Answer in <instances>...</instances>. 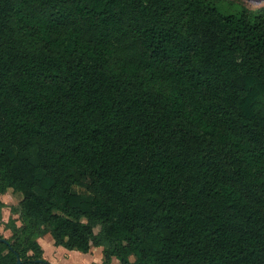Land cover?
Instances as JSON below:
<instances>
[{
    "label": "trees",
    "instance_id": "obj_1",
    "mask_svg": "<svg viewBox=\"0 0 264 264\" xmlns=\"http://www.w3.org/2000/svg\"><path fill=\"white\" fill-rule=\"evenodd\" d=\"M8 190L0 264H52L47 233L102 247L92 264H264V18L221 0H0Z\"/></svg>",
    "mask_w": 264,
    "mask_h": 264
},
{
    "label": "rangeland",
    "instance_id": "obj_2",
    "mask_svg": "<svg viewBox=\"0 0 264 264\" xmlns=\"http://www.w3.org/2000/svg\"><path fill=\"white\" fill-rule=\"evenodd\" d=\"M221 1L224 4L233 5L235 7L245 10L248 13L258 14L259 17L264 18V0H221ZM76 190L79 193L84 192L83 188L76 187ZM21 199H22V195L20 193L13 192L12 190H8L7 192L0 195V200L3 203V206L0 207V212L2 217V221L0 222V236H3L5 238L10 237L11 232L7 230L6 224L11 217L17 220L18 214L16 213V211L19 210V202ZM83 221L85 220L83 219ZM17 224L19 225V222H17ZM94 231L95 233H98L99 226H96L94 228ZM46 242L47 241H45V243ZM80 254L82 253L78 251H69V253L65 257H63L61 253L56 252L53 255V257L57 259L60 262V264H79L82 261V259H84L87 262L91 260L92 257H95L97 255V253L95 252L93 254H90L89 257L82 258V256H79ZM50 255L51 253L47 251V258L51 257ZM131 258L134 259L133 256Z\"/></svg>",
    "mask_w": 264,
    "mask_h": 264
},
{
    "label": "crops",
    "instance_id": "obj_3",
    "mask_svg": "<svg viewBox=\"0 0 264 264\" xmlns=\"http://www.w3.org/2000/svg\"><path fill=\"white\" fill-rule=\"evenodd\" d=\"M50 236V238H49ZM38 243L40 244L42 250H43V257L44 259H46L48 262L52 263V264H60V262L55 259L53 257V255L56 253V252H59L61 253V255L63 257H65L68 253H69V250H66L65 248L61 247V246H56L54 244V241L51 237V235L49 233L43 235L42 237L38 238ZM45 241H47L45 243ZM45 243V245H44ZM47 247V249H46ZM47 251H49L51 253V257H48L47 258ZM52 251V252H51ZM97 253V255L95 257H92L91 260L89 261H85L84 259H82V261L79 263V264H92V263H101L102 262V247H91L90 251L88 253H86L85 255H83L84 253L80 254L79 256H82V258H86V257H89L90 254H93V253ZM110 264H118V261L116 258H113L111 260V263Z\"/></svg>",
    "mask_w": 264,
    "mask_h": 264
}]
</instances>
